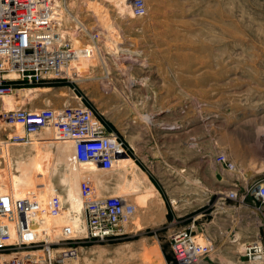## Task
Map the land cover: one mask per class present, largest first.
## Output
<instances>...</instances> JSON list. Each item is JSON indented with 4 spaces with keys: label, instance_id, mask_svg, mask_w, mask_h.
<instances>
[{
    "label": "rangeland",
    "instance_id": "374dc122",
    "mask_svg": "<svg viewBox=\"0 0 264 264\" xmlns=\"http://www.w3.org/2000/svg\"><path fill=\"white\" fill-rule=\"evenodd\" d=\"M145 1L147 14L138 17L131 8L122 14L117 0H56L63 30L75 45H89L91 33H99L95 62L79 75L71 68L72 78L13 81V92L32 90L15 107H8L13 92L0 97L3 189L12 190L8 178L17 173L9 148L32 152L35 144L40 154L48 152L52 163L56 160L43 135L25 147L12 145L10 136L23 130L9 127L3 111L88 105L109 133L122 138L160 199L150 202L149 211L146 204H137L122 235L65 243L79 249L76 264H174L171 223L184 226L199 212L198 223L206 227L200 232L215 243L213 253L199 264H248L243 245L264 227L258 218H249L248 210L238 220L226 216L224 199L216 193L230 189L235 177L248 183L264 177V0ZM220 152L235 162L236 173L216 163ZM65 168L60 164L53 180L68 210L66 186L60 181ZM117 176L112 173L105 187L91 181L96 194L125 195L136 202L120 190ZM248 200L252 203L253 197ZM139 219L143 224L136 229Z\"/></svg>",
    "mask_w": 264,
    "mask_h": 264
},
{
    "label": "built area",
    "instance_id": "2783aa9c",
    "mask_svg": "<svg viewBox=\"0 0 264 264\" xmlns=\"http://www.w3.org/2000/svg\"><path fill=\"white\" fill-rule=\"evenodd\" d=\"M130 8L134 16L147 14L145 0H130ZM62 15L56 0H0V97L14 91L17 84L13 81L33 84L44 78H72V62L95 55L99 33H91V44L77 46L63 30ZM2 118L12 129L23 130V133L18 130L11 133V143H32L34 137L52 129L51 139L73 143L74 158L79 164L92 165L104 172L114 170L120 159L131 157L122 138L109 133L88 105L62 109L13 108L3 111ZM215 161L227 172H237L235 162L225 152L218 153ZM234 179L230 189L216 193V198L224 199L222 208L231 206L226 199L233 200L235 220L239 219L238 214L248 210L249 218H258L264 227V177L253 183L240 177ZM82 192L86 221V235L82 239L124 234L126 225L137 213L136 204L123 195L98 196L87 180L81 185ZM249 197H253L252 203ZM45 202L35 192L17 196L0 184V264H72L79 258L75 245H65L79 240L73 236L71 225L62 226V236L58 239L48 241L39 237L42 216L57 217L66 210L58 192ZM200 217V212L191 215L184 226L171 223L169 243L176 264H199L215 250L212 237L199 230L206 228L198 223ZM243 246L248 264H264V232L259 231Z\"/></svg>",
    "mask_w": 264,
    "mask_h": 264
},
{
    "label": "bare ground",
    "instance_id": "6f19581e",
    "mask_svg": "<svg viewBox=\"0 0 264 264\" xmlns=\"http://www.w3.org/2000/svg\"><path fill=\"white\" fill-rule=\"evenodd\" d=\"M117 1H118L117 2L118 9L122 14H124L126 11L128 12L130 11L129 10L130 5L128 3V0H117ZM71 35H72L71 38L72 37L75 38L74 34ZM94 58L95 57H89V58L80 57L77 60H75L74 63H72L71 68L75 70V72L77 71L76 74L78 73L79 75L81 74L83 69L85 68L87 69L89 65L93 63ZM30 93H32V90H25V89L17 92H13V95L9 97L10 103L8 104L9 105L8 107H15L17 101L26 100V98L30 95ZM42 135L43 137L45 136L46 138H48L47 142H50L51 143L50 146H53L54 150L52 151H54L53 153L56 154V160H54V162L52 163V160L50 159V157H52V154L49 155L48 152H43L40 154V150L37 148L35 144L31 145L29 148L32 150V152L28 150H22L21 152L17 153V150L9 148V154L15 160L17 173L14 174L13 176H10L9 178L7 177L9 179L8 187L11 186L12 190L10 188L9 189L12 192H14L15 195L23 196L28 191H32L37 193L40 199L47 202L48 199L55 192H58L61 196V193L60 191L57 190L53 178L58 171V166L60 164H65L66 168L65 171L61 174L60 181L62 185L66 186V193H67L66 196H67V200L70 203V208L68 210L63 211V213L57 217L51 215L42 216L43 219L39 227L40 238L52 237L56 239L61 237L62 226L65 224H69L73 227L74 230L73 236L75 237L85 236L86 221L85 218L83 217L84 203L81 194V180L83 178L84 181L85 180L92 181L96 186L105 187V185L108 182V178H110V175L116 171V174H118L117 177H119L120 179L119 180L120 190L122 192H125L127 195L129 194L128 196L133 195V198L137 200L136 202L134 201L136 205L139 203L146 204V208L149 211V206L151 205L150 202L154 203L156 200L160 199L158 189L150 182L146 174L141 169L140 171H138L137 168L138 166L132 157L120 159L119 163L117 164L114 170H111L109 172H104L99 170L98 168L96 169L92 165L79 164L74 158L73 143L71 141L51 139L50 137L53 136L52 129L45 130ZM25 146L27 145L24 144V147ZM36 152H38L39 155L35 154ZM136 170L138 172H136ZM129 174L133 175L132 180L127 179V175ZM1 176L2 175L0 174V178ZM2 179L3 178L0 179L1 180L0 184L2 187H4V184L2 183ZM122 179L128 180V182L122 183ZM127 199L130 200L129 198ZM39 219L36 220L37 225L40 222ZM142 224L143 223L141 219H139L135 226L136 228H140ZM146 248L143 247L144 251L145 250L147 251Z\"/></svg>",
    "mask_w": 264,
    "mask_h": 264
},
{
    "label": "crops",
    "instance_id": "0c3cea01",
    "mask_svg": "<svg viewBox=\"0 0 264 264\" xmlns=\"http://www.w3.org/2000/svg\"><path fill=\"white\" fill-rule=\"evenodd\" d=\"M223 168V167H222ZM224 169V168H223ZM225 170V169H224ZM226 171V170H225ZM224 210V213L226 214V216H228V217H236L237 216V213H236V208H235V206H234V204L233 205H231L230 207H228V208H225V209H223ZM141 228V227H140ZM136 229H139V228H136Z\"/></svg>",
    "mask_w": 264,
    "mask_h": 264
},
{
    "label": "trees",
    "instance_id": "16d2710c",
    "mask_svg": "<svg viewBox=\"0 0 264 264\" xmlns=\"http://www.w3.org/2000/svg\"><path fill=\"white\" fill-rule=\"evenodd\" d=\"M173 261H174V259H173ZM174 264H176V263L174 262Z\"/></svg>",
    "mask_w": 264,
    "mask_h": 264
}]
</instances>
